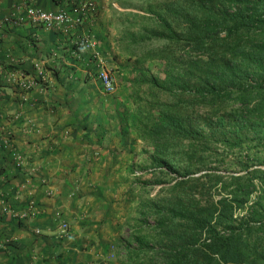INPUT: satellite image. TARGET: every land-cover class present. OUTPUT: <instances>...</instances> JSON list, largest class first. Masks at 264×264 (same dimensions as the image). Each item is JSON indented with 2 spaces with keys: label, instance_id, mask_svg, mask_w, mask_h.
Wrapping results in <instances>:
<instances>
[{
  "label": "trees",
  "instance_id": "16d2710c",
  "mask_svg": "<svg viewBox=\"0 0 264 264\" xmlns=\"http://www.w3.org/2000/svg\"><path fill=\"white\" fill-rule=\"evenodd\" d=\"M118 2L120 87L91 123L135 156L107 264H264V0Z\"/></svg>",
  "mask_w": 264,
  "mask_h": 264
},
{
  "label": "crops",
  "instance_id": "0c3cea01",
  "mask_svg": "<svg viewBox=\"0 0 264 264\" xmlns=\"http://www.w3.org/2000/svg\"><path fill=\"white\" fill-rule=\"evenodd\" d=\"M78 1L0 0V20L10 17L0 24V264L103 262L105 248L99 239L94 245L89 240L97 236V220L84 203L85 186L96 193L112 158L106 147L101 150L98 127L91 123L95 103L107 93L96 77L99 60L83 39L91 34L103 63L116 68L122 7L118 0H97L95 9H78ZM26 2L66 10L81 22L40 27L25 16ZM23 74L39 83L27 88ZM58 209L70 224L63 237Z\"/></svg>",
  "mask_w": 264,
  "mask_h": 264
},
{
  "label": "rangeland",
  "instance_id": "374dc122",
  "mask_svg": "<svg viewBox=\"0 0 264 264\" xmlns=\"http://www.w3.org/2000/svg\"><path fill=\"white\" fill-rule=\"evenodd\" d=\"M115 69L116 68L114 67L113 69L111 68L110 70L114 73V75L117 78V89H118L120 87L119 76ZM107 94H104V97ZM113 146L114 144H111V148ZM132 147L134 151L137 152L139 156H141L138 142L132 143ZM100 148L101 150L103 149L102 147ZM102 153H104V150L102 151ZM134 156L135 155L132 153L129 154V156L127 157H116V158L106 159L105 161L107 164L106 168L110 166L108 168L109 172L108 173L104 172L105 176H107V177H103L104 182H101L103 180L101 181L99 180L100 184H98L99 186L96 187L95 190L96 193L93 192L94 190L92 185L85 186V188L89 190V192L88 190L87 192H85L87 195L89 193V198H88L89 204L86 205L84 203V208H86V212H88V215L90 214L91 216L92 215L94 216V220H97L96 224L98 225L97 231L94 232L97 234L98 237L93 236L89 238V240L93 242V245L96 243V241H98L97 239L100 238L99 237L100 233H102V236L105 239L106 244L107 245L110 244L109 241L122 228V224L125 222V217L127 215V209H125V205L123 204L121 206V204L115 202L111 208L107 209L108 208L107 202L118 201L123 196V192H125L129 188L131 183V175L128 172V169H126V166H127V162L129 160H132ZM109 178L111 181L109 180ZM93 195L95 197L90 198V196ZM96 196H98V198H96ZM130 204H133V202L128 203V206ZM127 231H128V227L124 226L123 233H126ZM109 262L110 261L107 260V257L104 253L103 262L99 260L97 264H102V263L107 264Z\"/></svg>",
  "mask_w": 264,
  "mask_h": 264
},
{
  "label": "built area",
  "instance_id": "2783aa9c",
  "mask_svg": "<svg viewBox=\"0 0 264 264\" xmlns=\"http://www.w3.org/2000/svg\"><path fill=\"white\" fill-rule=\"evenodd\" d=\"M77 8H96L97 7V0H79ZM25 16L31 20L32 22L36 23L40 27L44 28H66L70 25L79 24L81 22V18L74 16L70 12L66 10H46L40 8L36 5L30 4L26 2L25 4ZM10 19L9 16H5L3 19L0 20V24L7 22ZM84 47H88L94 50L95 57L99 60L98 67L96 69V77L101 81L103 85V89L106 93H112L117 89V78L114 73L106 67L103 63V58L98 50V42L97 40L91 35L88 34L83 39ZM22 78L25 80L24 85L27 88H31L39 83V78L35 76L29 75H22ZM17 156V155H15ZM21 158L20 155L17 156ZM32 172H36L37 168H31ZM43 183L47 182L46 178H42ZM48 194H53L54 189L52 187H48L47 189ZM34 201L31 200L29 203L30 212H34ZM55 220L58 221V234L60 237L66 236L70 231V224L69 222L63 217V212L61 210L56 211ZM37 233H40V229H37Z\"/></svg>",
  "mask_w": 264,
  "mask_h": 264
}]
</instances>
